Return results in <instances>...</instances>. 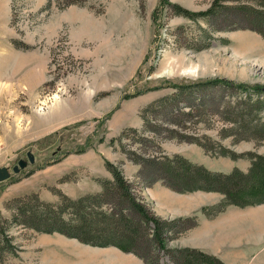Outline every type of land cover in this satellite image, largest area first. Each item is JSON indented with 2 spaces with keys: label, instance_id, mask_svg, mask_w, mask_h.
I'll return each instance as SVG.
<instances>
[{
  "label": "rangeland",
  "instance_id": "1",
  "mask_svg": "<svg viewBox=\"0 0 264 264\" xmlns=\"http://www.w3.org/2000/svg\"><path fill=\"white\" fill-rule=\"evenodd\" d=\"M56 2L0 0V166L12 170L20 159L28 160L29 151L35 155L33 164L0 182V226H9L19 249L18 255L4 252L0 264H146L135 254L122 262L112 255L119 254L116 248L17 225L12 200L43 192L58 203L57 191L82 193L83 179L101 167L108 171L109 160L122 169L136 197L158 215L160 205L173 199L165 200L154 185L163 175L157 157L178 153L220 170H225L222 161L247 169V153L264 154V143L221 138L226 124L219 108L239 96L236 84L264 87V37L252 29L254 23L238 1L217 4L213 14L196 19L182 10L206 11L216 0H169L165 6L162 0H88L86 6L66 8ZM218 79L233 85L192 88ZM178 85L189 87L180 92L173 88ZM176 90L175 103L146 110ZM205 134L237 157L206 153L196 144ZM64 154L73 168L58 176L60 167L54 165L59 162L49 164ZM33 169L39 170L16 180ZM67 174L70 178L61 182ZM181 194L187 195L174 193L173 202L190 197L212 202L211 193ZM113 202L105 208L114 207ZM180 244V239H169L166 247ZM145 253L154 257L157 251Z\"/></svg>",
  "mask_w": 264,
  "mask_h": 264
},
{
  "label": "trees",
  "instance_id": "2",
  "mask_svg": "<svg viewBox=\"0 0 264 264\" xmlns=\"http://www.w3.org/2000/svg\"><path fill=\"white\" fill-rule=\"evenodd\" d=\"M56 1L59 8H66L70 5L86 6L88 0ZM226 1L241 3L240 8L254 23L252 29L264 37V0H216L206 11H182L190 19L210 16L215 12L217 4L226 6L222 4ZM162 4L165 6L171 3L169 0H162ZM89 8L96 10L93 6ZM157 12L158 10L154 11L155 21L159 16ZM215 83L233 85L218 79L192 84V88ZM187 87L189 86H173L177 90L180 89V92ZM233 87L240 89L238 91L241 95L239 94L235 100L226 101L223 107L219 108L226 124L220 130V137H231L235 143L240 141L264 143V87L246 84H236ZM177 90L153 101L146 110L175 103L179 93ZM114 141L113 139L112 143ZM196 144L213 156L237 157L235 152L226 149L219 139L206 134L204 139L198 140ZM67 155L64 154L49 165L62 161ZM247 155L251 160L248 170L235 167L230 172L213 171L178 153L173 156L161 155L155 159L157 167L163 172L158 180L178 193L204 191L223 194L224 198L219 203L203 207V213L208 217L216 216L230 205L239 207L261 205L264 204V154L248 152ZM105 168L111 173V177H94L102 186V190L97 193H87L73 198L58 189L56 192L60 198L58 203L43 199L38 192L14 198L12 221L38 233H59L92 246H114L125 253L135 254L146 264H227L218 256L198 248H167L166 243L169 239L179 238L198 224V216L165 219L156 215L149 206L136 197L131 182L117 164L105 160ZM38 170L33 169L16 180L30 177ZM69 176L70 174L65 175L61 182L67 181ZM113 197L116 198V202H113ZM110 202L115 206L106 209V206L111 205ZM116 207L121 209L116 211ZM127 212H132L138 219H132ZM8 228L6 225L0 226V262L4 260L2 256L4 252L18 255L19 251ZM150 250L157 251V254L149 257L145 252ZM161 254H165L171 263H166Z\"/></svg>",
  "mask_w": 264,
  "mask_h": 264
},
{
  "label": "crops",
  "instance_id": "3",
  "mask_svg": "<svg viewBox=\"0 0 264 264\" xmlns=\"http://www.w3.org/2000/svg\"><path fill=\"white\" fill-rule=\"evenodd\" d=\"M192 161L206 166V164L203 162L195 160ZM222 162L224 163V165L219 166L225 170H220L212 166L206 167L213 171L230 172L235 167H238L242 170H247L251 165L250 161L248 168L243 169L236 164H229L224 161ZM225 165L227 167H225ZM54 166L60 167L58 176H62L73 168V165L70 162H66V159H63V161L55 164ZM101 168L102 171L98 172L97 174H93L91 172L92 174L89 176V179H83V184L85 185L84 187H86V189H84L82 193H77L78 191H76L75 193H70V191L68 190L70 188L63 189L65 191H68L69 195L73 198H77L87 193L100 192L102 190V186L94 180V177H109L108 171H106L104 167ZM154 185H157L161 188L160 190L162 191L165 200L173 199L169 205H166L165 203L160 205L161 213H158V215L167 219L194 215L198 216V224L192 229L188 230L180 238H177L181 241L180 247H192L201 249L207 253L218 256L227 264H264V204L246 207L230 205L216 216L208 217L203 213V207L219 203L224 198L223 194L218 192L195 191L188 193V195L201 192L211 193L212 202L208 204H202L192 200V197H190L189 199H184L186 198L184 197V200H179V203H176L173 202L177 199L173 198L174 193L179 194L180 196L187 194L175 192L168 188L162 182H157ZM147 192L148 191H146V194ZM44 194H47V196ZM52 196V194L48 195V193H41V197L47 200L51 199L52 201ZM147 196L150 198L148 194ZM164 206L166 208L162 209V207ZM58 239L57 241H59ZM68 242L75 243L74 241ZM104 248L118 249L119 254L113 253L112 255L120 258L124 263H126L125 261L127 260V258H125V255L129 256L130 254H132L125 253L124 251L114 246ZM54 251L56 250H53V252ZM112 255H106V258L112 259ZM68 257L73 259V261L78 260V257L73 258L69 255Z\"/></svg>",
  "mask_w": 264,
  "mask_h": 264
},
{
  "label": "water",
  "instance_id": "4",
  "mask_svg": "<svg viewBox=\"0 0 264 264\" xmlns=\"http://www.w3.org/2000/svg\"><path fill=\"white\" fill-rule=\"evenodd\" d=\"M27 156L28 160L20 159L18 163L13 166L12 170L7 166H0V182L6 181L11 178L13 174L20 173L21 170L28 167L30 163L33 164L35 162V155L31 151L28 152Z\"/></svg>",
  "mask_w": 264,
  "mask_h": 264
}]
</instances>
